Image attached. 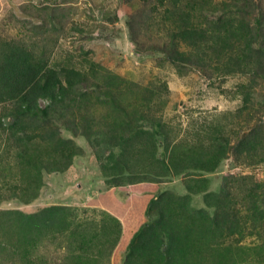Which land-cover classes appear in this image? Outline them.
<instances>
[{
  "label": "rangeland",
  "instance_id": "rangeland-1",
  "mask_svg": "<svg viewBox=\"0 0 264 264\" xmlns=\"http://www.w3.org/2000/svg\"><path fill=\"white\" fill-rule=\"evenodd\" d=\"M213 1L220 5L225 0ZM259 1L254 0V5ZM53 3L57 4L49 6ZM142 9L136 0H0V42L19 40L39 56H49L52 67L70 65L82 69L89 84L99 76L123 80L128 87L120 89L124 92L118 99L122 105L130 103V112L137 111L138 97H143L147 89H160L161 101L166 100L157 114L164 128L155 135L156 160L146 150L137 156L135 149L146 142L127 136L131 139L124 144L129 147L128 153L116 164L106 162L116 153L112 152L115 140L111 126L117 113L98 104L97 96L104 99L105 92L59 109L53 125L59 129L56 138L61 145L53 141L31 150V161L39 164L42 159L46 167L39 189L38 173L31 172L32 177L36 176L34 181L23 178L24 169L32 163L26 158L22 166L16 157L8 130L11 119L3 118L0 107V124L4 125L0 130V264L21 263L24 250L16 241L22 238L24 227L17 213L30 215L52 205L73 209L81 222H100L104 212L121 223L119 243L103 264H121L132 236L147 221L148 203L165 192L192 197L193 207L206 209L209 201L205 194L223 189V195L235 202L249 228L251 215L257 219L253 211H264V79L257 78L254 86L247 75L219 77L212 71L203 75L189 66L169 63L161 51H154L166 39L160 19L158 25L147 28L137 16ZM214 10L206 6L202 15L216 17ZM135 14L138 18L131 20ZM243 86L250 91V99L238 115L243 106ZM39 103L41 107L46 104ZM138 115H131L136 117L132 122L137 127L145 126V122L137 121ZM216 129L223 131L226 141H217L215 147L209 148L215 152L224 150L226 155L216 170L207 174L193 168L197 164L192 160L202 162L209 151L203 145L217 134L212 133ZM136 130L127 132L133 134ZM249 133L251 145L235 148ZM177 141L181 147L172 160L183 163L172 167L171 146ZM164 164L169 171L178 173H168ZM198 177L206 182L192 183ZM18 182L27 188L15 190ZM188 186L202 188L206 193L194 195L195 190ZM253 199L261 208L258 212L251 205ZM255 225L243 245L264 241V220ZM66 243L62 236L39 242L32 250V259L35 264H72Z\"/></svg>",
  "mask_w": 264,
  "mask_h": 264
},
{
  "label": "trees",
  "instance_id": "trees-1",
  "mask_svg": "<svg viewBox=\"0 0 264 264\" xmlns=\"http://www.w3.org/2000/svg\"><path fill=\"white\" fill-rule=\"evenodd\" d=\"M136 1L143 5L137 15L141 16L139 18L143 25L152 28L158 25L157 21L160 19L166 39L154 51H161L169 63L189 66L203 75L211 71L219 77L247 75L254 86L257 78L264 79V0L256 5L254 0H225L220 5L213 0ZM206 6L215 9L216 17L210 19L202 15ZM137 16L135 14L131 20L138 18ZM132 39L141 48L137 38L133 36ZM116 80L110 76H99L89 84L90 80L84 70L70 65L52 67L49 56L46 59L39 56L26 43L15 39L2 40L0 107L3 118L11 119L8 130L15 145L16 157L22 162V166L24 159L31 161V150L40 148V145L53 141L61 145L56 138L59 129L53 125V118L59 109L73 107L79 99L90 98L102 92L107 97L102 99L97 96L98 104L117 113L111 126L115 140V151L112 152L116 153L111 154L106 162L116 164L125 158L129 147L124 144L126 140H131L127 136L146 142L141 143L131 155L134 152L138 156L146 150L156 160L158 145L155 135H160L164 128L162 119L157 117L162 109L161 105L166 102L160 99L163 91L147 89L143 97H138L140 105L137 111L133 109L130 112V103L122 105L118 99L124 92L120 89L128 86L123 80ZM240 92L243 95V106L238 115L250 99V91L246 86L241 87ZM40 101L46 103L44 107L40 106ZM135 113L139 114L137 121L145 122V126L137 127L132 122L136 117L131 115L134 116ZM111 116L110 114L109 117ZM3 128L1 123L0 130ZM131 129L137 130L128 134L127 131ZM218 130H213L212 133L217 134L208 138L209 143L203 145L209 151L204 153L202 162L192 160L197 164L193 168L207 174L212 173L225 157L224 150L215 152L209 148V145L215 147V142L220 140L225 143L223 131ZM29 142L33 144L29 145ZM246 145H251L250 133L248 136L243 135L235 148ZM171 147V165L178 167L183 162L176 163L172 157L178 154L181 144L177 141ZM188 159L191 160V156ZM55 161L56 158L53 159ZM31 163L30 167L24 169L26 173L23 178H29L31 182L37 176L36 188H40L42 170L46 167L42 165V159H39V164L35 161ZM164 166L168 172V165ZM1 171L0 166V173ZM31 172L38 174L34 178ZM169 172L178 173L173 169ZM204 182L206 181L199 177L192 181L196 185ZM28 184L29 181L26 185ZM27 186L18 182L15 190L24 191ZM187 188L195 190L192 193L194 195L205 192L202 188ZM223 194V189L218 193L205 194V199L209 201L206 202V209L193 207L192 197H180L169 192L160 194L156 200L152 199L145 212L147 221L132 236L121 264H264V241L251 246L242 244L246 236H252L255 224L264 220V211L259 213L261 208L259 204L257 207L255 204L258 201L250 200L258 213L253 211L257 219L251 215L249 228L242 219L240 210L235 208V202H231ZM154 208L156 211L151 210ZM75 212L67 206L52 205L30 215L17 213L24 227L22 238L16 241L23 246L21 250H24L20 264H35L32 250L39 242L57 236L66 239L65 249L69 250L72 264L107 263L121 238V223L104 212L101 213L100 222H81L77 220Z\"/></svg>",
  "mask_w": 264,
  "mask_h": 264
}]
</instances>
